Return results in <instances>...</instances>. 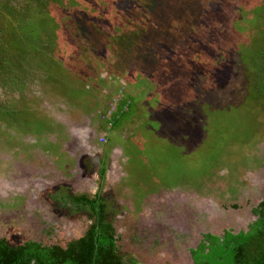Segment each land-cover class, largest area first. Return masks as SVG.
I'll use <instances>...</instances> for the list:
<instances>
[{"label":"rangeland","instance_id":"1","mask_svg":"<svg viewBox=\"0 0 264 264\" xmlns=\"http://www.w3.org/2000/svg\"><path fill=\"white\" fill-rule=\"evenodd\" d=\"M0 3V66H19L28 39L47 44L24 84L22 70L0 79L1 236L65 247L83 235L89 212L52 202L61 183L100 189L140 264H194L204 234L249 229L264 199V0ZM82 140L97 161L76 181Z\"/></svg>","mask_w":264,"mask_h":264},{"label":"trees","instance_id":"2","mask_svg":"<svg viewBox=\"0 0 264 264\" xmlns=\"http://www.w3.org/2000/svg\"><path fill=\"white\" fill-rule=\"evenodd\" d=\"M6 12L11 14L10 11ZM16 12L15 7L14 13ZM0 16H3L1 7ZM261 25L264 27V14L262 15ZM42 40L38 41L36 39L35 43L34 40H27V50L22 56L23 59L19 66L18 64H10L11 61L7 60L1 64L0 71L2 75L0 79L3 81V87L7 85V82L3 80L5 70H22L23 72L18 74L17 78H21L22 84H24L26 76H29L30 72L33 71L31 68L32 70L26 72V68L29 67L27 66V63L30 62L28 61L29 58H34L41 53L39 51L47 46ZM1 47L3 45L0 44ZM3 54L4 51H2ZM261 58L263 59L262 55ZM257 63L258 60L255 63L258 66ZM17 78L15 74H10V79H15L10 84L11 87L19 86ZM119 101L122 102V105L118 107L121 113H119L117 119L115 117V123L122 116L129 118L130 114V100L128 97H122ZM116 110L117 108L112 112V115ZM1 113L3 114L2 109L0 115ZM73 204L81 211L86 210L90 214V225L81 238L69 241L65 247L58 244L45 245L34 240L24 241L21 244L12 246L6 240H1L0 264H140L135 258L132 256L127 257L120 250L118 245L119 236L115 232L111 216L108 213L107 202L99 192L91 197L83 194L76 196ZM254 214L257 219L249 226L247 231L239 233L226 231L221 236L211 233L204 234L203 242L197 250H190L194 264H264V199L254 210Z\"/></svg>","mask_w":264,"mask_h":264},{"label":"flooded vegetation","instance_id":"3","mask_svg":"<svg viewBox=\"0 0 264 264\" xmlns=\"http://www.w3.org/2000/svg\"><path fill=\"white\" fill-rule=\"evenodd\" d=\"M9 118H11L10 116L8 117V119ZM97 145L98 144H100L99 142L98 143H96ZM72 149H73V151H77V152H79V151H83L82 153H81V160L79 159L78 161H77V165H76V170L75 171H77L75 174H77V175H75V177H74V180H76V181H81L80 180V178H79V176H81V173L84 171L85 173H87L88 172V165H89V162H90V164H91V167H90V172H93L94 171V168H95V166H96V161H97V158H96V154H93L92 152H94V151H96V147H94V146H89L88 144H86V141H80V142H77V143H75V144H72ZM117 152H119L118 150H113L111 153H110V158H111V154H113L114 156H116L117 155ZM118 155H120V153L118 154ZM118 155L116 156V158L118 157ZM7 159V157L6 156H3L2 157V159ZM89 160V161H88ZM98 163V165H97V170H98V178H99V180H104V181H106L107 180V178H108V165H109V163H105L106 164V167H105V165H103V163L102 162H100V160H99V162H97ZM82 171V172H81ZM7 172H11V174H14L12 171H10V170H8ZM15 175V177L16 176H18V174H14ZM24 175V174H23ZM24 177H27V176H24ZM2 178H4V177H2ZM83 179H85L84 180V182H82V183H86L87 182V177H83ZM0 181H2L1 179H0ZM83 181V180H82ZM5 183V182H4ZM0 186H1V182H0ZM68 185H66L65 183H61V185H60V188H59V191H63L64 192V201H59V200H56V197L52 200V202L53 203H73L74 202V198L76 197V196H71V194H69V192L68 191H66L67 190V187ZM99 191H100V189H98ZM58 191V192H59ZM57 192V193H58ZM56 193V194H57ZM56 194L55 195H53V196H56ZM101 194V193H100ZM102 195V194H101ZM52 196V197H53ZM60 196H62V195H60ZM60 196H57V198L58 197H60ZM103 196V195H102ZM101 196V197H102ZM102 198H104V196L102 197ZM14 199L15 200H17L18 202H20V200H21V198H20V196H16V197H14ZM105 200V202H108L107 201V199H104ZM49 201V200H48ZM13 202H14V200H13ZM107 206H108V204H107ZM84 234V233H83ZM83 235H81L80 237H77L76 239H79V238H81ZM1 240H6L5 239V236H1L0 235V241ZM14 240H17V238L16 239H14ZM7 241V240H6ZM8 242V241H7ZM203 242V237H201V239L199 240V242L196 244V246H195V248L193 249V250H197V248L200 246V244ZM8 244L9 245H12V246H15V245H17L18 243H9L8 242ZM192 250V249H191ZM190 256H191V254H190Z\"/></svg>","mask_w":264,"mask_h":264},{"label":"built area","instance_id":"4","mask_svg":"<svg viewBox=\"0 0 264 264\" xmlns=\"http://www.w3.org/2000/svg\"><path fill=\"white\" fill-rule=\"evenodd\" d=\"M112 112H114V110H113V111L111 110V111L109 112V113H110V115L112 114ZM99 142H100V141H99ZM100 143H102V142H100Z\"/></svg>","mask_w":264,"mask_h":264},{"label":"crops","instance_id":"5","mask_svg":"<svg viewBox=\"0 0 264 264\" xmlns=\"http://www.w3.org/2000/svg\"><path fill=\"white\" fill-rule=\"evenodd\" d=\"M105 167H106V164H105ZM97 192H99L100 193V191L98 190Z\"/></svg>","mask_w":264,"mask_h":264},{"label":"water","instance_id":"6","mask_svg":"<svg viewBox=\"0 0 264 264\" xmlns=\"http://www.w3.org/2000/svg\"><path fill=\"white\" fill-rule=\"evenodd\" d=\"M193 261V260H192Z\"/></svg>","mask_w":264,"mask_h":264}]
</instances>
